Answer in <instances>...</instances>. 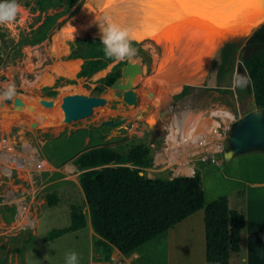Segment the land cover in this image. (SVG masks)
Segmentation results:
<instances>
[{"label":"rangeland","instance_id":"374dc122","mask_svg":"<svg viewBox=\"0 0 264 264\" xmlns=\"http://www.w3.org/2000/svg\"><path fill=\"white\" fill-rule=\"evenodd\" d=\"M23 2H27L28 6L21 4ZM39 3L40 0H21L19 4L22 6V11L16 20L10 25H0V68L9 67L7 71L3 70L2 72H12L11 79L17 87L15 88L16 94L26 96V98L33 95L37 99L45 97L60 100L61 96L65 94H92L97 78L103 76L113 62L107 63L105 67L87 78H75V75L73 76L67 69L65 72L55 75L50 84H37L36 81L41 74L47 71L54 72L57 62L67 66L68 63L75 64L77 61L85 59L84 57L68 58L69 42L75 37L85 35L100 38L98 27L66 40L63 48L59 50V56H55L50 47H52L54 39L59 37L58 32L62 30L64 24L76 18L75 14L84 3L94 6L98 0H46L42 2V10L38 11L36 8L39 7ZM84 19L85 17L83 19L81 17V22ZM245 40L243 37L230 36L217 46L216 43L205 45L207 50H203V52L201 46L195 44V46H191V50L185 54V57L184 54H181L180 57L176 56L180 53L177 46L169 49L172 55L175 53L172 56L168 51L166 52L164 46L160 47L157 42L135 40L142 51H139V55L133 60L140 59L143 65L142 73L137 74L132 81L139 96L135 106L122 105L117 98L109 97V89L104 93L108 96L106 103L94 107L89 116L68 123L59 122V124H52L54 122L47 119L41 121L43 113L37 112L39 106H37L38 108L34 107L35 110L32 112H26L23 109L11 110L10 105L4 106L5 108L0 107V136L8 140L15 139L25 145L26 142L35 145L41 157L62 170L63 165H68L67 168L70 167L71 158L79 151L94 144L104 142L116 144L126 138L143 139L149 142L150 137L144 130L146 126L141 125V120L154 128L158 126V129H163L171 119L173 107L179 110L191 108L194 114L192 116L191 113L189 119L204 115L206 116L204 120L207 119L206 121L209 122V113L216 108L228 110L237 118L240 112L251 107L253 103L249 83L245 88H234L233 76L235 73L246 76L241 67L240 58L254 47L261 45L256 42L245 48ZM173 48L175 52L172 51ZM170 62L173 65L168 69L172 75L176 76V72L182 69L191 77V82L183 83L176 92L174 90L166 92L165 81H158L164 79L165 76V74H159L158 69L161 66L169 65ZM58 77L62 78L57 79ZM68 79H74L75 82L68 83ZM2 80L0 71V93L6 90ZM55 80V86L46 94L42 87L53 85ZM153 85L156 86V90L151 95H147V91ZM186 86L191 87L188 92L172 97L173 94ZM159 96L162 97L159 98ZM156 101H159L158 105H154ZM145 103L149 105V111H145V116L135 118L133 116L135 112L141 109L145 110ZM228 105L234 108L230 109ZM160 108H169V111L161 115ZM16 112L22 113L20 116L24 117L26 124L15 123L13 115ZM153 112L154 114H152ZM162 116L165 120L167 119L165 123H161ZM125 117L126 120L119 121ZM106 120H110L111 123L103 122ZM30 121H36V126L32 127ZM135 124H138L137 127L144 131L143 135L142 131H136V133L132 131L130 127ZM129 128L130 130H128ZM161 142L162 138L158 137L152 142V146L158 147ZM117 148L120 149L121 146ZM207 164L195 162L194 168ZM48 169L38 174V180L35 181L36 193L33 207L37 226L8 231L3 223L12 220L13 206L5 205L1 209L0 264H66L65 254L72 251L78 254L76 264H88L90 247L86 235L87 224L79 232H68L51 240L43 238L51 228L68 224L70 205L80 207L87 214V206L81 189L78 183L76 184L70 179L74 175L71 174V177L68 175L67 178L60 179L63 174L57 172L56 169L53 170L50 167ZM73 173L78 172L75 169ZM24 179L26 180V177ZM52 180L53 182H50ZM29 186V183L19 180V178L0 177V194L12 196L17 191L28 189ZM47 193L56 195L57 203L55 205L47 206L45 204ZM158 240V238H154L141 246V250L145 253L141 257L142 264H184L185 257L183 258L182 255L183 252H186L187 247L183 244V239L179 238L176 239L177 241H173L169 259L164 251V243ZM100 251L99 248L93 250L92 261L96 262L97 257L100 260Z\"/></svg>","mask_w":264,"mask_h":264},{"label":"trees","instance_id":"16d2710c","mask_svg":"<svg viewBox=\"0 0 264 264\" xmlns=\"http://www.w3.org/2000/svg\"><path fill=\"white\" fill-rule=\"evenodd\" d=\"M43 1L46 0H40L36 8L38 11L42 10ZM21 4L28 6L27 2ZM133 46L138 56L142 49L134 39ZM69 48L68 58H85L75 64H67L75 78L90 77L113 62L110 69L97 78L92 94L110 85L120 75L121 65L127 61L116 63L106 57L104 46L97 36L75 37L69 42ZM240 60L250 81L253 107L262 108L264 46L254 47ZM67 82L74 83L75 80L68 79ZM55 84L56 80L53 85L43 86L42 89L48 94ZM190 88L186 86L172 97L185 94ZM228 107L234 108L231 105ZM119 146L120 149L117 148ZM155 147L151 148L149 142L143 139L126 138L115 145L104 142L88 146L73 156L71 164L78 171L77 182L85 199L87 214L80 207L70 205L69 223L48 230L44 240L84 227L88 217L95 234L93 250L108 242L120 253L126 254L154 238H163L174 224L202 209L205 264H229L230 256L240 250V232L244 226L242 210L229 206L227 194L205 202L197 170L191 175H172L170 170L165 169L147 176L142 168L151 164ZM56 203L54 193L45 195L47 206Z\"/></svg>","mask_w":264,"mask_h":264},{"label":"crops","instance_id":"0c3cea01","mask_svg":"<svg viewBox=\"0 0 264 264\" xmlns=\"http://www.w3.org/2000/svg\"><path fill=\"white\" fill-rule=\"evenodd\" d=\"M84 65L85 61L83 62V67ZM65 67L74 76V73L66 65ZM250 109H254L253 104L248 109L240 112L238 116ZM71 167L75 171V167L73 165ZM52 168L63 174L60 179H65L68 175L71 177V174H73L74 177L70 179L76 184L78 183L76 180L77 173L65 171L64 168H67V165H63L62 170L54 165H52ZM162 170L165 169L155 170L151 172V175ZM195 170L199 172L205 202H210L220 195L227 194L229 206L242 210L244 226L240 232V250L230 256L229 264H264V153L254 150L236 154L228 161H223L219 164H207L193 168V171L186 175H191ZM171 174L176 175L175 173ZM50 182H53V180ZM236 193L240 194L237 195ZM36 223L37 218L35 219L34 226L31 228L37 226ZM86 224L88 225L86 235L90 247L88 264H142L141 257L145 253L141 250V247L132 252L122 254L108 242H105L103 247L99 248L101 249L99 253L100 260L95 259L96 262L92 261V241L95 234L90 227L88 217H86ZM82 228L68 232H79ZM179 238L183 239V244L187 247L186 252H183L182 255L183 258L185 257L183 263L205 264L202 209H198L180 222L174 224L166 231L163 238H159L158 241L164 243V251L168 259L173 241Z\"/></svg>","mask_w":264,"mask_h":264},{"label":"built area","instance_id":"2783aa9c","mask_svg":"<svg viewBox=\"0 0 264 264\" xmlns=\"http://www.w3.org/2000/svg\"><path fill=\"white\" fill-rule=\"evenodd\" d=\"M8 68H0L5 89L8 84H14L11 79L12 72H2L3 70L7 71ZM15 88L17 87L15 86ZM229 114L233 119L236 118L232 113L229 112ZM208 117L209 122L204 120V115L198 120L186 121L180 126L179 131L166 125L164 133L161 135V145L152 151L151 164L142 168L146 175L152 176L151 172L160 169H168L173 174L186 175L193 171L195 162L208 164L223 162V152L227 147L228 127L221 123L222 118L211 115ZM137 126L138 124L131 125L130 128L135 133L142 131L143 135L144 131ZM26 143L25 145L15 139L8 140L0 136V177L19 178L30 185L28 189L17 191L12 196L0 194V213L5 205L13 206L12 220L8 224L3 223L8 231L34 226L36 219L33 207L36 193L35 181L38 180V174L49 170L48 167L52 168L53 165L40 156L35 145ZM181 165L190 168V171L186 173V171L179 170ZM64 169L68 173L74 171L71 166Z\"/></svg>","mask_w":264,"mask_h":264},{"label":"bare ground","instance_id":"6f19581e","mask_svg":"<svg viewBox=\"0 0 264 264\" xmlns=\"http://www.w3.org/2000/svg\"><path fill=\"white\" fill-rule=\"evenodd\" d=\"M85 5H88V6H85ZM83 14H84L85 19H84V21L81 22L80 18L81 17H82V19L84 18ZM103 16H110L114 22L119 23L123 26H126V27L132 29V35H133L134 39L138 40V41L152 40L150 32H151V29L153 26L158 27L157 33H158V35L161 36V32L168 25L167 24L165 27H163L164 23H162L163 21H161V20L163 19L164 16L160 15L157 12H154L153 8L149 6L148 0H98V3H96L94 6H91L88 3H84L82 5V7L80 8V10H78V12L75 14L76 18L66 22L64 24L62 30H60L58 32L59 37H56L54 39L52 47H50L51 52L55 56H59V50H61V48H63L66 40L71 39L74 36L82 35L85 32H87L89 29H93V28L98 27L97 23L95 22V18L96 17L99 18V17H103ZM199 38H201V41L203 43V46L200 47L202 52H203V50H207L205 48L206 47L205 45H213V43H216V46H217L218 44L221 43V42H215V41L213 42V39H212L213 37L210 38L208 35H206L205 31H199L198 28L191 27L189 29H183L182 31H180L177 35H175L170 40L163 39V43H161V45H159V46L160 47L164 46L166 49V52L168 51L169 54H171L169 52L170 51L169 49H171L174 46H177L180 49V53L177 52L178 54L176 56L180 57L181 54H184L183 56L185 57V54L189 53V50H191V46H195V44H196L195 40H198ZM157 41H159V40H157ZM191 44H194V45H191ZM172 51H174V48L172 49ZM174 55H175V53L172 56H174ZM181 58H183V57H181ZM57 60H59V59H57ZM202 63H203V61H202ZM172 65H173V63L171 64V62H170L169 65H164V67L161 66V68L158 69L159 74H161V75L165 74L164 79H159L158 81H162V80L165 81V85L167 86L165 89L166 92H169L170 90H174L176 92L181 88L183 83H186L189 81L191 82V77L188 76V74L182 69H179V71L176 72L177 73L176 76L172 75L170 70L168 69ZM54 67L56 68L54 70V72L50 73L47 71V72L41 74L37 78V81H36L37 84H40V83L41 84H50L53 81V78L55 75H59L63 71L65 72L67 70L65 65L62 64L61 62H57ZM19 97L24 102V105L25 104H33L35 106V108H38L37 106H39V109L37 112L38 113L44 112V114L47 116V120L54 122L52 124H59V122L63 123L62 122L63 110H62V107L60 105L61 98H60V100L58 98L53 99V104L51 107H44V106L39 104V100H38L39 98L37 99V97H35L33 95H29L27 98H26V96H21V95H19ZM160 97H162V96H159V98ZM165 97H168V96H165ZM163 100H159V101L165 102ZM159 101L154 102V105H158ZM9 105H10V103L5 104L4 106L8 107ZM4 106L2 108H5ZM168 111H169V108H160L159 109V112L161 115H164ZM154 112L152 114H154ZM21 114H22L21 112L14 113V115H13L15 117L14 121H15V123H18V124L19 123L26 124V120H24V117L20 116ZM190 114L192 116L194 114V112H192L191 108L190 109L184 108V109L179 110V109H176L173 107L171 119L169 120V123L167 124V126L175 129L176 131H179L180 126L184 122H186V118L188 119L187 121H189V120L193 121L195 119H197V120L200 119L202 116L201 115V116H197V117H193V118L191 117L192 119H189ZM209 114L211 116H216V117H221V118L225 117L226 115H230L228 110H225L222 108L221 109H217V108L213 109L210 111ZM144 116H145V114H144ZM39 117H40V115H39ZM205 118H206V116H205ZM212 122H214V121H212ZM184 166L185 165H181L178 169L182 170V171H186V173L189 172L190 168H187L186 166L185 167Z\"/></svg>","mask_w":264,"mask_h":264},{"label":"water","instance_id":"95a60500","mask_svg":"<svg viewBox=\"0 0 264 264\" xmlns=\"http://www.w3.org/2000/svg\"><path fill=\"white\" fill-rule=\"evenodd\" d=\"M163 27L169 23H175L176 21L172 20L170 17H163ZM189 27H184L183 29H189ZM197 28V27H194ZM151 29V28H150ZM158 27H152L151 37L152 41L157 42L159 45L163 43V37L157 33ZM199 31H203L198 28ZM207 35V34H206ZM159 36V37H158ZM230 36H237L245 38V48L249 47L252 43H259L264 46V23L259 24L254 29L247 32V34L242 35H229L223 38L213 37V42H222L224 39ZM158 39H157V38ZM203 37V36H202ZM195 43L199 46H203L201 38L195 40ZM132 61H126L120 67V75L108 86H105L101 92L97 94H87V93H72L65 94L61 96V107L63 110L62 122L68 123L71 121H77L81 118L87 117L92 113L94 107L101 106L106 103L108 96L111 98H117L122 105H133L135 106L139 100V96L132 84L133 79L137 74L142 73V62L140 59ZM242 63V62H241ZM244 74L247 77L246 71L243 67ZM248 78V77H247ZM110 89L108 96L104 95L107 90ZM156 90V86L153 85L147 95H151L153 91ZM10 103L11 110L23 109L26 112H32L35 110L33 104H25L21 100L18 94L13 97L12 100H4L0 102V107H3L5 104ZM39 104L44 107H51L53 104V98L39 97ZM145 110H138L134 113V117L143 116L145 111H149L150 107L147 103L144 104ZM43 113L41 121H45L47 116ZM162 122L165 123L164 117H161ZM125 118H122L119 121H124ZM118 121V122H119ZM106 123H111L110 120L103 121ZM221 123L228 127V133L226 137L227 147L223 152V160L228 161L232 156L248 151H261L264 153V107L254 108L249 111L241 114L237 118L233 119L231 115H226L221 119ZM32 127L36 126L35 121H30ZM141 125H145V131L150 137L149 146L153 148L152 142L161 137L164 133V128L152 127V125L147 124L141 120Z\"/></svg>","mask_w":264,"mask_h":264},{"label":"snow or ice","instance_id":"6c2138e0","mask_svg":"<svg viewBox=\"0 0 264 264\" xmlns=\"http://www.w3.org/2000/svg\"><path fill=\"white\" fill-rule=\"evenodd\" d=\"M154 12L170 17L161 32L172 39L184 27H197L211 38L247 34L264 23V0H148ZM159 42V41H157Z\"/></svg>","mask_w":264,"mask_h":264},{"label":"clouds","instance_id":"9594fccd","mask_svg":"<svg viewBox=\"0 0 264 264\" xmlns=\"http://www.w3.org/2000/svg\"><path fill=\"white\" fill-rule=\"evenodd\" d=\"M22 11V6L18 0H0V25L12 24L18 14ZM100 32V41L104 46L106 57L119 63L124 60L132 61L137 55V49L133 46L132 29L116 23L110 16L95 18ZM246 76L235 73L233 76V87L245 88L249 83ZM16 95L15 85L8 84L6 90L0 93V102L12 100ZM77 253L72 251L65 254L66 264H76Z\"/></svg>","mask_w":264,"mask_h":264}]
</instances>
